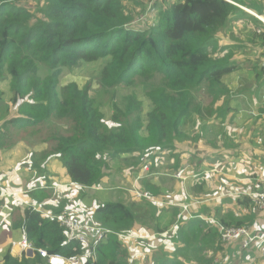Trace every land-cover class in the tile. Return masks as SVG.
<instances>
[{
	"label": "trees",
	"instance_id": "obj_1",
	"mask_svg": "<svg viewBox=\"0 0 264 264\" xmlns=\"http://www.w3.org/2000/svg\"><path fill=\"white\" fill-rule=\"evenodd\" d=\"M27 1L0 0V82H8L10 93L5 99L0 88V121L5 119L0 127L6 133L31 127L28 133L44 135L74 183L100 185L122 156V162L138 164V170L151 159V169H156L166 152L183 148L195 119L224 114V98L230 95L224 76L237 67L234 53L224 55V47L218 46L235 15L245 12L239 7H248L245 1L156 3L157 20L139 27L132 24L126 0H35L34 10L24 4ZM91 62L97 65L99 87L115 94L132 91L111 99L106 105L109 117L90 85L60 82L64 67L95 65ZM205 85L209 104L198 94ZM140 96L149 103L146 112ZM158 171L150 170L148 176ZM141 213L144 206L116 200L99 204L91 219L124 234L132 231ZM24 215L23 228L33 246L66 257L78 254L74 248L79 242L57 219L33 208ZM221 222L233 225L223 217ZM191 223L179 227L188 231L186 236L179 231L185 240L182 250L195 254L204 247L195 242L203 240L205 231L215 239L213 254L223 249V239L212 227ZM243 225L239 221L233 227ZM96 254L94 264H127L128 252L114 233L96 246ZM212 259L203 258L200 264H211ZM1 264L50 263L38 253L21 258L6 253Z\"/></svg>",
	"mask_w": 264,
	"mask_h": 264
},
{
	"label": "crops",
	"instance_id": "obj_2",
	"mask_svg": "<svg viewBox=\"0 0 264 264\" xmlns=\"http://www.w3.org/2000/svg\"><path fill=\"white\" fill-rule=\"evenodd\" d=\"M243 1L253 8L239 6L245 12L235 15L222 37L224 55L233 52L237 67L224 76L230 93L224 98V114L195 119L187 128L183 148L166 152L173 181L156 182L151 178L154 175L142 176L138 189L133 190L127 187L132 180L124 168L118 185H112V170H107L100 185L84 187L73 182L60 158L53 154L52 142L40 143L39 134L6 133L0 127V198L6 205L0 215V264L6 253L18 258L27 253L20 244L28 240L22 223L26 209L35 208L43 216L69 212L74 206L81 213L93 208L88 213L91 216L99 204L116 200L145 208L132 231L123 234L111 229L128 252L127 264H200L207 255L213 258L211 264H264V252L256 244L245 249L240 239L223 241V249L213 254L210 247L215 239L205 231L203 240L195 242V246L201 242L204 247L192 254L182 250L185 240L179 234L186 236L188 231L179 227L194 221L193 225L202 222L212 227L221 239L222 217L233 225L243 221L240 227L264 234V208L250 195L264 188V0ZM184 167L188 168L186 178H177L176 171ZM53 182L59 186H51ZM97 192L106 200L94 198L90 202L89 196ZM54 193L60 197L52 198ZM211 216L215 223L208 221Z\"/></svg>",
	"mask_w": 264,
	"mask_h": 264
},
{
	"label": "rangeland",
	"instance_id": "obj_3",
	"mask_svg": "<svg viewBox=\"0 0 264 264\" xmlns=\"http://www.w3.org/2000/svg\"><path fill=\"white\" fill-rule=\"evenodd\" d=\"M129 6V9L132 11V16L134 17V21H133V25H135L136 27H139V23L144 24L145 26L152 24L153 22H155L157 20V16H158V9L154 8V5L157 3L158 6H162V4H165L166 2H170V1H175V0H126ZM25 5L31 7L33 10L36 6V1L35 0H28L27 2L24 3ZM219 47H224V38L222 39V42L219 43ZM91 64H95L93 62H91ZM97 69V65H92V66H86V64H82L80 66H75L73 68H68V67H64L62 69V73L60 75V82L61 85H67L68 83H72V82H76L78 83V85L80 87H84L86 85H90V89H91V94L97 99L98 103L103 105V111L106 113V117H109L110 115V109H109V105L114 99V98H119L120 95L124 96L125 94H129L130 92H132L129 89H120L119 91H117V93L115 94L112 90L111 91H107L101 87H99L100 83L97 81L96 77L94 76L95 74H97L96 70ZM8 82H0V88L5 90V95L4 98L8 99L10 97V93L8 92ZM201 97H205V101L206 104L211 103L212 99L209 97H207V86H203L201 88V90L198 93ZM120 96V97H122ZM142 102H143V109L144 112L149 110V103L147 100L143 99L142 96H140L139 98ZM108 105V106H106ZM28 131H32V128L29 127L26 130L20 131V132H28ZM38 141L40 143H49V141L45 138L44 135L39 134L37 137ZM13 140V139H12ZM208 140L210 143H213L214 141L212 140V136L209 135ZM125 156H122V159L119 158L118 162L115 163V167H113L112 171L110 172V174L112 175V179H113V183L112 185H118L122 180L119 179L121 172L123 170H120L119 168L122 165L126 166V169L128 171L130 175V178L132 180V183H129L127 185L128 188L130 189H138V185L141 184L142 180V176L143 178L150 175L148 174L150 170H159L158 172L153 173L152 175H154L151 178H156V182H161L164 179H169L167 181H173V178L170 177L169 175L174 174L173 173V168H171L168 164V162L170 161L169 159L165 158L163 159V163L160 164V162H156L157 163V168L156 169H151V163L152 160L148 159L145 164H144V168L143 171H136L135 169L138 167V164H136V166L133 163H126V162H122L121 160L125 159ZM28 166L31 167L32 164H30L29 161H27ZM149 164V170L146 171V165ZM165 176H162V175ZM109 181H111L109 179ZM166 181V182H167ZM107 181H105L104 183H106ZM112 182V181H111ZM170 183V182H169ZM51 186H59V183L53 182L50 183ZM109 184V183H108ZM39 185V184H37ZM33 186V185H32ZM134 186V187H133ZM173 186V185H172ZM61 188L59 189H55V191H59ZM171 189L173 190V187H171ZM264 188L262 187V190ZM60 195L59 193H54L52 194V198H59ZM89 201L91 202V200H93L94 198H97L98 200H106V198L101 195L100 193H95L94 195H90L89 196ZM164 200V199H163ZM4 206L6 207L5 203ZM93 208L90 209H86V213L89 216V212H92ZM208 221L210 223H215V219H213V216L208 218ZM219 224V223H218ZM220 229L222 224H219ZM230 227V226H229ZM205 253H202V255H204ZM208 258H210V255H207ZM186 261V260H185ZM186 263H188V261H186ZM189 264V263H188Z\"/></svg>",
	"mask_w": 264,
	"mask_h": 264
},
{
	"label": "built area",
	"instance_id": "obj_4",
	"mask_svg": "<svg viewBox=\"0 0 264 264\" xmlns=\"http://www.w3.org/2000/svg\"><path fill=\"white\" fill-rule=\"evenodd\" d=\"M264 65V61L262 62ZM148 169V167H146ZM188 168L184 167L175 173L177 178H186ZM253 196L255 204L264 208V189L261 192L250 193ZM77 207L70 209L69 212L59 214L58 216L44 213L45 218L57 219L60 224L67 230L69 235L75 238L79 244L74 250L78 253L73 257H66L61 254H51L46 249H41L33 246L26 238L20 242L21 246L28 253L30 249L45 258L50 264H94L96 262V246L104 242L108 235L113 231L107 227L101 226L92 221L91 216L87 213L79 212ZM4 209V203L0 198V215ZM35 209V208H34ZM187 210V206L185 207ZM221 237L224 242H229L233 239H240L243 248L252 245L257 246L264 252V234L260 232H253L247 227H229L222 224L220 229ZM81 244V246H80ZM82 247V249H81ZM15 258L18 256L13 255Z\"/></svg>",
	"mask_w": 264,
	"mask_h": 264
},
{
	"label": "water",
	"instance_id": "obj_5",
	"mask_svg": "<svg viewBox=\"0 0 264 264\" xmlns=\"http://www.w3.org/2000/svg\"><path fill=\"white\" fill-rule=\"evenodd\" d=\"M249 12H250V11H249ZM250 13H251V12H250ZM257 17H259V16H257ZM28 253H30V254H29L30 256H33V254H34V252H33L32 249H30Z\"/></svg>",
	"mask_w": 264,
	"mask_h": 264
}]
</instances>
